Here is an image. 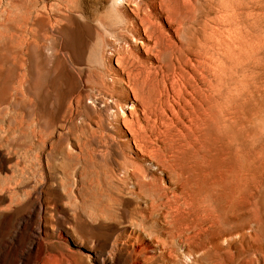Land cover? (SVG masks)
I'll use <instances>...</instances> for the list:
<instances>
[{
	"label": "rangeland",
	"instance_id": "374dc122",
	"mask_svg": "<svg viewBox=\"0 0 264 264\" xmlns=\"http://www.w3.org/2000/svg\"><path fill=\"white\" fill-rule=\"evenodd\" d=\"M101 1L80 27L68 22L51 49L41 47L45 64H37L35 111L24 102L5 124L15 131L19 151L38 158L43 132L52 134L47 207L54 232L65 233L66 243L50 248L68 255L66 247L80 264H264V0H175L182 21L174 23L159 12L157 22L178 53L162 69L154 57H141V50L133 54L150 62L159 81L155 93L161 92L163 102L153 106L146 103L141 79L146 70L138 75L114 65L111 53L131 45V37L120 7ZM224 66L230 90L242 87V109L239 117H228L233 130L215 136L214 163L253 174L259 190L244 213L243 230L222 241L211 258L197 240L176 237L159 244L146 236L149 200L137 182L154 176L173 189L172 174L158 171L147 151L167 141L176 103L185 104L192 88L204 94L205 84H215ZM28 170L39 171L38 162ZM11 231L9 224L0 225L1 263L13 260L3 250ZM146 238L153 245L149 253L139 251Z\"/></svg>",
	"mask_w": 264,
	"mask_h": 264
},
{
	"label": "bare ground",
	"instance_id": "6f19581e",
	"mask_svg": "<svg viewBox=\"0 0 264 264\" xmlns=\"http://www.w3.org/2000/svg\"><path fill=\"white\" fill-rule=\"evenodd\" d=\"M109 2L111 7H120L127 22L126 32L131 37V45L111 53L114 65L128 67L130 72L136 69L138 75L146 70V79L141 78L148 93L146 103L161 104V92L155 93L159 81L150 71V62L133 54L141 50V57H154L162 69L178 53L177 44L170 45L157 22L159 12L170 23L182 21L177 16L179 8L175 0ZM101 4V0H0V225L12 227L8 236L11 243H6L3 250L6 255H13V260L0 264H80L71 258L66 247L63 246L68 255L50 248L54 243H66L65 233L54 232L51 210L47 207L48 192L52 188L51 132H43L38 148L42 155L38 158L19 151L15 131L5 124L24 102H29L35 111L37 64L41 63V68L45 64V59L40 57L41 47L51 49L54 37L64 25L74 22L80 27L86 14ZM127 4L129 12L125 9ZM178 68L182 69L181 64ZM228 80L229 68L224 66L215 84H205L204 94H200L198 87L192 88L185 104L178 101L173 109L171 124L165 133L167 141L156 151H147L161 168L158 171L172 174L168 185L173 189H165L162 180L154 176L147 179L146 175V183L137 182L139 191H146V200H149L146 236L159 244L176 237L197 240L211 258L221 248L222 241H230L243 230L247 222L244 213L259 190L253 174L229 163H214L215 136H227L233 130L228 123L229 115L239 117L242 109V87H235L232 92ZM166 90L163 86L164 94ZM135 141L139 142L138 136ZM20 161L25 168H20ZM34 161L38 162L39 171L31 172L28 168ZM135 171L139 169L135 167ZM152 248L146 238V245L142 244L139 251L149 253Z\"/></svg>",
	"mask_w": 264,
	"mask_h": 264
}]
</instances>
